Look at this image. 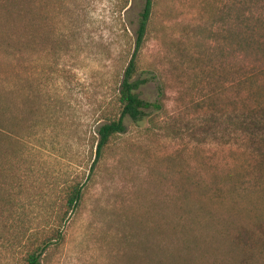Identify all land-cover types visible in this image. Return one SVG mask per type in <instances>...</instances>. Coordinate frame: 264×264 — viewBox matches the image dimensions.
Returning <instances> with one entry per match:
<instances>
[{"label": "rangeland", "instance_id": "1", "mask_svg": "<svg viewBox=\"0 0 264 264\" xmlns=\"http://www.w3.org/2000/svg\"><path fill=\"white\" fill-rule=\"evenodd\" d=\"M25 3L0 0V264L58 230L44 264H264V155L225 123L264 102V54L229 36L235 0H155L139 93L162 107L127 117L99 160L145 0ZM74 180L84 196L61 222Z\"/></svg>", "mask_w": 264, "mask_h": 264}, {"label": "trees", "instance_id": "2", "mask_svg": "<svg viewBox=\"0 0 264 264\" xmlns=\"http://www.w3.org/2000/svg\"><path fill=\"white\" fill-rule=\"evenodd\" d=\"M31 1L35 2L37 0ZM249 1L250 3L247 4ZM25 2L26 0H9L10 6L23 4ZM257 3V0H235L236 22L234 28L230 30L229 35L234 42L235 49H240L243 53H250L253 55L260 52L264 54V33L260 34L261 38H254V34H257V32L253 30L254 27L248 23V16H246V10L244 9H251L252 6ZM154 6L155 0H145V6L140 16L132 58L123 71V74H121L116 81L114 95L108 103V109L104 114L105 122L98 130L99 139L96 152L98 160L104 156L105 151L112 145L114 139L126 131L127 117L136 122L142 121L148 115V110L162 107L159 102L148 101L142 98L139 93L140 87L146 83V79L138 77L139 51L143 47ZM18 7L19 8L16 10L20 17L26 16L29 21L30 19L33 21L36 19L31 13L35 11L25 7L23 8L22 6ZM14 9L10 8L8 13L15 12ZM228 119L225 120L228 127L227 129L231 130L230 124L233 123V132L237 137L248 135L252 138L259 139L261 147L260 149L258 148L257 151L260 155H264V102H258L256 108L248 109L244 113L242 112V114L235 111ZM6 130L7 123L4 118H0V132L4 133ZM61 193L62 198H67L66 204L68 208L66 213L59 217L62 222L66 220L69 210H73L80 204L84 196V183L74 180L72 183L65 186V188L61 190ZM55 238H62L60 230H58L56 234L45 235L37 245H31L26 251L21 264H44L43 255L54 242Z\"/></svg>", "mask_w": 264, "mask_h": 264}]
</instances>
